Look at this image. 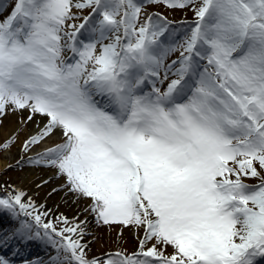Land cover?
I'll return each mask as SVG.
<instances>
[{"label": "snow or ice", "instance_id": "obj_1", "mask_svg": "<svg viewBox=\"0 0 264 264\" xmlns=\"http://www.w3.org/2000/svg\"><path fill=\"white\" fill-rule=\"evenodd\" d=\"M148 6L195 20L176 27ZM9 115L38 129L15 165L52 169L36 187L62 179L46 198L63 193L78 211L53 216L7 185L0 217L15 226L0 230V264L33 242L47 258L23 264L264 258V0L0 3V126ZM115 225L142 232L137 250L89 256L93 228Z\"/></svg>", "mask_w": 264, "mask_h": 264}, {"label": "rangeland", "instance_id": "obj_2", "mask_svg": "<svg viewBox=\"0 0 264 264\" xmlns=\"http://www.w3.org/2000/svg\"><path fill=\"white\" fill-rule=\"evenodd\" d=\"M0 3H7V0H0ZM146 10L147 12H150V13H160L166 16L168 20L174 22V26L176 27H179V25H177L175 22L184 21L187 24H191L195 20L193 12L189 9L169 10V9L164 8L163 6H148ZM188 18L192 20L190 21L186 20ZM175 58H176L175 56L172 57V59H175ZM24 115H26V113ZM17 120H18V117L16 115H9L8 117L5 118L3 125L0 126V142H3L9 136L15 133L18 128L21 129L18 133L19 139L16 141L14 146L11 148L10 152L3 153V154H6L8 157H10V160L11 159L12 160L14 159V160L12 162H9L7 160L4 161L3 160L4 155L0 154V159L2 160V163H3L2 168L0 169V196H6L8 194V191H10V189L7 188V185H13L16 188L22 191H25L27 195L31 196L32 199L36 201L38 205L46 204L47 208H50L53 210V216L63 213L65 216L69 218V220H71L78 211L76 204H73L70 199L68 203H64L61 199V197L63 196V193H57L53 195L52 197L46 198V194L48 193V188L54 185V183L61 184L62 179L51 181V184H49L47 187L45 188L42 187L44 189L37 188L36 186L31 187L33 180L29 181V178H28V174L30 173L29 171H32V170L35 171L37 170L39 166L28 164L23 160L21 161V164L19 166L15 165V162L17 160H20L21 156L23 155L20 152L21 141H23L27 135L35 134L38 131L36 123H29L26 127H22L21 125L17 123ZM36 120L40 121L41 124L44 122L43 118L39 116L36 117ZM53 139H49L41 143L40 145L34 147L26 155L34 156L37 152L41 151L45 147L51 146V144L53 143ZM7 163H11L14 166L12 169L5 171L4 169ZM41 170L45 171V174L49 173L52 175L53 173L52 169L41 167ZM25 180H28L29 183L28 182L23 183ZM249 182L255 183V181H249ZM26 198L27 197H25V199ZM5 218L7 220V221H4V223H7L6 229L11 230V228L15 226V222L11 220L10 217L7 215H5ZM81 219H83V217H81ZM93 232L96 236L95 240H93V237L91 235L85 238L86 240L93 241L89 245V248H90L89 256H99L107 251H116L118 249L122 251L126 250V253H133L137 250V247H138L137 235L138 234L142 235V232L137 233L135 230L131 228H124L121 234V226L119 225H115L111 229L93 228ZM26 250H31V248L29 247ZM39 250L43 258L46 259L47 253L45 249L39 243H35L31 251L37 252ZM169 251H171V249H169ZM19 257L20 258L18 259H14V258L13 259L14 261H20V264H23L25 259L27 260L36 259L33 256L29 257L27 253ZM261 259L262 258H258V260H261Z\"/></svg>", "mask_w": 264, "mask_h": 264}, {"label": "bare ground", "instance_id": "obj_3", "mask_svg": "<svg viewBox=\"0 0 264 264\" xmlns=\"http://www.w3.org/2000/svg\"><path fill=\"white\" fill-rule=\"evenodd\" d=\"M14 131V130H13ZM12 132V131H11ZM4 155V157H3V160L4 161H9V162H12L13 160L11 159L10 160V157H8L6 154H3ZM2 160L0 159V169L2 168ZM30 173L28 174V178H29V181H31V180H33V183L31 184V187H35L37 184H39V183H41V181L42 180H48L52 175L51 174H49V173H46L45 174V171H42L41 170V167H38L37 168V170H35V171H29ZM29 181L28 180H25L23 183H29ZM51 181H53V180H50V182L47 184V185H45V186H43L44 188L45 187H47L49 184H51ZM54 183V182H53ZM57 185H59L58 183H54V185H52L50 188H48V192L53 188V187H56ZM27 187V186H26ZM44 188H41V189H44ZM6 220V218H5V215L4 216H2V217H0V230H4V231H7L8 229H6V225H7V223H4L3 221H5ZM10 223V222H9ZM36 242H33V243H30L29 245H27V247H25V248H22V250L24 251V252H26V249L27 248H33V246H34V244H35ZM38 247H39V245H38ZM3 254L5 255V256H8V257H11L12 256V251H10V250H5L4 252H3ZM25 254V253H24ZM24 254H21V255H24ZM28 255H29V257H31V256H33V257H35L36 259H38V258H43V256H42V254L40 253V250L39 251H37V252H33V251H30L29 253H27ZM14 259H18V258H20L19 256L18 257H13ZM15 264H20V261H15Z\"/></svg>", "mask_w": 264, "mask_h": 264}]
</instances>
